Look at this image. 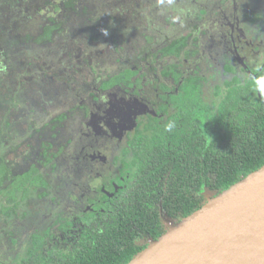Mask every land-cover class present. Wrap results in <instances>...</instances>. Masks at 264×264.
<instances>
[{
    "label": "trees",
    "instance_id": "16d2710c",
    "mask_svg": "<svg viewBox=\"0 0 264 264\" xmlns=\"http://www.w3.org/2000/svg\"><path fill=\"white\" fill-rule=\"evenodd\" d=\"M3 1L0 0V24L3 19L9 23L0 31L2 38L10 31H17L18 26H31L29 22L33 23V17L28 13L29 0H11L13 5L10 9L7 2ZM106 1L110 0H86L84 4L81 0H54L51 5L55 13H62L58 19L40 21L35 36L27 34L21 38L23 30L17 33L20 40L15 47H26L27 52L36 56L22 57L12 50L13 57L9 59L7 50L0 53V78L2 72L11 71L6 81L2 79L3 84L0 86V118L4 119L0 125V215L9 217V211L33 192H39L38 197L41 199L49 196L52 188L49 176L52 169L58 166L63 153L61 141L55 144L54 139H59L61 122L76 108L70 107L71 100L75 103V98L68 90L65 102L55 107L57 110L53 109L43 124L36 128L33 139L37 143V150L19 153L22 145L29 144L30 136L19 140V137L12 135L5 147L4 136H9L8 132L15 127L10 117L4 115L14 108L10 107L15 102L11 90L14 92V85L19 81L13 78V73H18L15 67L22 68L20 70L24 74L25 70L34 69L33 61L40 56L39 52L44 54L42 51H54L61 45L55 52L56 58H62L68 41L72 40V44H76L74 40L80 41V38L97 41L98 33H106L102 12L103 2ZM178 1H169L168 4L172 3L170 6L176 7ZM8 12L11 14L7 16ZM101 13L102 17H97ZM178 14L182 15L181 12ZM69 18L76 19L78 25L75 23L73 28H69ZM79 24L83 29H79ZM60 40H66V44ZM186 40L178 38L170 42L163 50L165 56L172 53L179 56V49ZM183 65L180 64L181 67ZM170 72L167 69L164 75ZM254 72L256 78L245 74L240 79L237 76L224 82H221L222 79L217 81L212 87L216 92L212 97L216 99H206L205 86L215 81L221 74L220 70H216L218 74L210 79L196 70L194 75L188 72L189 77L181 84L180 94L172 98L178 112L162 123L161 132L153 136L155 142L143 137L140 131L135 135L133 143L140 137L143 143L135 144L134 152L138 153L133 160L135 169L122 196L108 200L103 208L97 207L96 212L84 214L82 231L75 234L74 243L66 249L46 247V235H43L42 229L34 227L32 245L27 254L20 258L19 264H127L145 249L141 238L156 240L166 232L159 216L158 202L161 197L163 210L171 217L169 221H178L208 201L209 196H206L208 198L204 204L201 199L200 192L204 185H208L210 195H217L264 166V67ZM133 74L131 72L129 76ZM257 78L260 79L257 81ZM37 82L40 87L45 86L41 77L34 78L33 85ZM115 82L105 83L102 89H107ZM198 106L200 108L197 110ZM184 107H187V111ZM67 109L70 110L68 113ZM120 109L112 107L111 115L123 119ZM149 119L157 121L151 116ZM157 135L161 136L160 140ZM152 157H160L158 161L162 172L150 165ZM167 173L171 175L167 189L163 192L159 184L166 183ZM161 190L163 193L159 197L157 192ZM52 200L56 201V197Z\"/></svg>",
    "mask_w": 264,
    "mask_h": 264
},
{
    "label": "flooded vegetation",
    "instance_id": "af4514ba",
    "mask_svg": "<svg viewBox=\"0 0 264 264\" xmlns=\"http://www.w3.org/2000/svg\"><path fill=\"white\" fill-rule=\"evenodd\" d=\"M168 2L147 1L146 4L130 0L128 4L125 3L128 6L126 12L134 13L129 16L132 20L127 22L133 23L139 18L148 26L142 32L141 49H132L131 53L125 51L126 44L122 43L129 32L121 31L118 27L111 30L110 20L118 22L122 12L118 17H110L106 12L97 15H103L104 18V35L108 37L114 52L113 67L102 73L96 70L95 73L90 72L88 78H80L72 83L70 90L67 87L70 95L75 98V103L71 100L70 107L76 108L61 122L58 135L62 137V158L67 159L62 172L64 177L67 176L65 180L70 178L71 185L55 191L61 195L64 189H68L72 198L67 202L68 219L65 221L68 225H65L67 232L61 237L62 245L56 239H48L50 231L42 224L46 247L66 249L72 246L75 234L81 232L85 225L84 214L96 212L95 209L103 208L108 200L122 196L135 169L133 160L134 155L138 154L134 152L135 144L143 143L141 137L133 143L135 135L140 131L143 137L155 142L153 136L161 132L162 123L178 112L172 98L180 94L181 84L189 77L188 72L194 75L196 70L198 74L210 79L218 74L216 70H220L221 74H218L215 81L206 84L205 88L208 89L221 79V82L237 76L240 79L245 74L256 78L254 70L264 67V7L260 0H179L176 7L170 6L172 3ZM117 9L121 11L119 3L109 10L115 12ZM179 11L182 15L178 14ZM175 15L180 16L177 25L173 22ZM199 18L201 22L195 26L199 34H193L189 27ZM79 26V29H83L81 24ZM131 27L130 31L134 26ZM178 38H187L184 46L179 49V56L175 53L165 56L164 48ZM181 63H184L182 67ZM167 69L171 72L165 76ZM131 72L135 74L129 76ZM114 80L116 82L110 87L102 89L105 83L110 84ZM74 85L76 89L72 91ZM212 92L209 99H216L212 97L216 92ZM205 97L208 99V93ZM112 107H121L124 118L111 115ZM184 109L187 111V107ZM75 114H78L77 122H81L79 131L77 136L75 130L69 136L68 125L71 120H75V117H70ZM149 116L157 121L150 120ZM63 132L65 134L61 136ZM160 138L157 135V139ZM159 158L152 157L150 159L153 161L149 163L161 171ZM170 175L166 174L164 185L163 182L159 184L163 192L167 189ZM162 190L157 192L159 197L162 196ZM210 194L208 185H204L200 192L203 204ZM158 206L160 220L164 225V221L171 217L163 210L162 197ZM0 219H5L2 224L0 222V228L8 235L6 241L12 245L25 243L24 249L4 248L0 244V264H19L20 258L27 254L32 245L33 233L28 242L24 241L16 235L10 217L1 214ZM149 240V237H143L141 244L142 241L149 243ZM143 245L147 247V244Z\"/></svg>",
    "mask_w": 264,
    "mask_h": 264
},
{
    "label": "rangeland",
    "instance_id": "374dc122",
    "mask_svg": "<svg viewBox=\"0 0 264 264\" xmlns=\"http://www.w3.org/2000/svg\"><path fill=\"white\" fill-rule=\"evenodd\" d=\"M10 1L11 0L3 1L7 2V4H5L7 5L8 9H10V6L13 5L10 3ZM52 1L54 0H29V2L27 3L29 6L28 13L33 17V23L29 22L31 26L28 27L25 25L18 26L17 31H10V34L4 35L3 38L0 33V53L7 50L6 52L10 53L9 59H12L13 57L12 50L16 51L18 54H21L20 56L22 57H24L23 55H27L31 58L36 56L31 52H27L26 50L28 49H26V47H15L18 44V40H20L17 33L23 30V32L20 33L21 38H23L27 34L35 36L37 32L36 26L40 23V21L47 20L49 22L51 20L58 19L62 15V13H55V10L51 5ZM56 1L59 2L60 0ZM85 1L86 0H81L83 4L85 3ZM129 1L130 0H115V4L113 3L114 0L103 2L104 4L102 12L108 13L110 17H118V15L122 12L121 19L118 22L110 20L111 30L112 28L118 27L121 31L129 32L128 37L123 39L122 43L126 44L125 51L131 53L132 49H141V46L143 45L142 32L143 30L147 29L148 26L145 25L141 19L138 20L139 18L134 20L133 23L127 22L131 19L129 16H133L134 14L128 13L125 10L126 8H128L125 3L128 4ZM137 1L148 4L149 2L154 1L160 3L164 0ZM168 1L169 0H167V2ZM260 2L263 3L262 6L264 7V0H260ZM118 3L121 11L120 9H117L115 12L113 10H109L111 9V7L114 8V5ZM77 7H79V3L77 4ZM78 12L79 11L74 12V14L76 15L78 14ZM10 14V12L6 13L7 16ZM68 22H71L69 28H73L75 23H77L78 25V21L76 19L69 18ZM173 22L177 25V23L180 22V16L175 15L173 18ZM198 22H201V18L194 20L189 27L192 28L193 34H199L198 29L195 28ZM8 23V20L3 19L0 24V31L5 27V25H8ZM116 23L118 25H115ZM131 26L134 27L133 30L130 31V28H132ZM97 37L98 40L94 42L89 41L85 38H80V41H77L75 39L74 41L76 42V44H72V40L68 41L67 44L66 40H60L61 43H64L67 46L64 47L62 58H56L55 52V50L58 51L61 45L54 51H42L44 52V54L39 52L40 56L36 57L35 61H33L34 71L28 69L25 70L24 74H22L20 70L22 68L15 67L16 69H18L19 74L13 73V78L16 79V81H19L14 85V92L11 90V96L13 94V97H15L16 104L14 101L13 103L11 102L12 104H10V107L14 108L10 113L4 114L5 116L10 117V120L13 122L15 127L10 132H8L10 133L9 136H4L3 140L5 143V147H7L8 145L6 144L7 139H9L12 135H14L15 137H19V140H22V138L25 139L27 136H30L28 141L29 144L22 145L19 149V153L21 154L22 151L26 154L29 150H31L32 152L34 150H37V143L33 139L36 128L43 124L46 118L50 115V112L53 109H56L55 107H59L65 102V97L68 95L67 91L68 89L70 90L72 83L77 82L80 78H88L90 72L95 73V70L98 73L111 70V68L113 67L112 61L114 52H112V47L108 43L109 39L102 33H98ZM11 44L12 46H10ZM3 60H5L6 62V59ZM2 73L3 74H1L0 78V86L3 84L2 79L4 78V81H6L8 79L7 75L11 73V71L8 70L7 72ZM9 76H11V74ZM39 77L42 78L45 86L40 87L38 85V82L33 85L34 78L37 79ZM88 83H91V81H88ZM27 87H29L30 90H25ZM71 89L72 91L75 90V85ZM207 93L209 99L210 94H213L211 87L207 89ZM40 107L42 108V111L40 110ZM69 111L70 110L67 109L66 113H68ZM77 115L75 116V120H71L70 124L68 125L69 136H72L73 130H75L76 136L79 131L81 122H77ZM3 123L4 119L0 118V125H2ZM92 123L93 122H91L90 124ZM33 124L36 125L35 129L33 128ZM64 134L65 132L60 135L63 136ZM61 138L62 137H59V139L55 138L54 143L57 144L58 141H62ZM29 147H31V149ZM62 159L59 160L58 166L55 169H52L49 176L52 186H56L55 188L50 189V192L48 194L49 196L41 199L38 197L39 192H33L29 196V198L21 202L15 209L13 208V210L9 211L10 221L15 227L16 235L19 238H23L24 241L28 242L29 237L33 233L34 227H38L40 229H43V227H45L46 229H48V231H50V235L48 234V239L51 241H53V239H56V241L60 242V244L62 242V235L67 232V229L65 228V225H68L65 221L66 219H68V217H66V207L68 205V200L72 198V196L70 197L72 193L67 192L68 189H64L61 195H59V193L56 194L55 191H59V188L63 186L70 187L71 185L70 178L65 180L67 176L64 177L62 172L63 164L67 159L66 157H63ZM48 171L49 169L47 170V172ZM53 197H56V201L52 200ZM4 220L0 219L1 224ZM7 238L8 235L4 234V232L0 228V244H3L4 248L10 247L12 249H15L23 247L24 249L25 243L21 242L20 245H12L8 241H6ZM142 242L143 244L148 245V241ZM19 256H21V254H19Z\"/></svg>",
    "mask_w": 264,
    "mask_h": 264
},
{
    "label": "water",
    "instance_id": "95a60500",
    "mask_svg": "<svg viewBox=\"0 0 264 264\" xmlns=\"http://www.w3.org/2000/svg\"><path fill=\"white\" fill-rule=\"evenodd\" d=\"M164 225L127 264H264V166Z\"/></svg>",
    "mask_w": 264,
    "mask_h": 264
},
{
    "label": "clouds",
    "instance_id": "9594fccd",
    "mask_svg": "<svg viewBox=\"0 0 264 264\" xmlns=\"http://www.w3.org/2000/svg\"><path fill=\"white\" fill-rule=\"evenodd\" d=\"M260 78H257V81L259 80Z\"/></svg>",
    "mask_w": 264,
    "mask_h": 264
}]
</instances>
